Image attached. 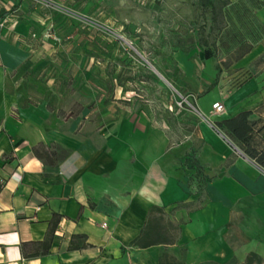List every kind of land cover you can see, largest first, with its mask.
Segmentation results:
<instances>
[{"label": "crops", "instance_id": "obj_1", "mask_svg": "<svg viewBox=\"0 0 264 264\" xmlns=\"http://www.w3.org/2000/svg\"><path fill=\"white\" fill-rule=\"evenodd\" d=\"M228 6L224 28L240 37L217 46L246 48L226 69L214 54L197 71L179 48L143 56L152 70L124 55L85 69L99 33L66 15L75 8L0 0V264H264V0ZM245 111L252 157L215 126ZM157 213L174 240L131 246ZM53 215L48 253L24 258L21 244L42 242Z\"/></svg>", "mask_w": 264, "mask_h": 264}, {"label": "rangeland", "instance_id": "obj_2", "mask_svg": "<svg viewBox=\"0 0 264 264\" xmlns=\"http://www.w3.org/2000/svg\"><path fill=\"white\" fill-rule=\"evenodd\" d=\"M35 1L52 6L61 13L65 12L62 7L75 8L73 12H76H65L66 15L84 28H90L99 33L98 41L94 38L95 36H92L84 46V53L88 58L84 62L85 69L91 68L90 59L92 56H105L104 60L106 61V56L113 55L118 61V55H124L131 62L139 61L152 70L150 65L142 59L143 56L149 59L153 56L161 58L169 55L176 48L181 50V54L189 56V60L193 61L197 71L204 69L203 52L206 50L215 54V63H217L215 68L220 69L218 65H221L222 69H226L246 48L243 45L229 55L222 56V48L217 46L219 39L229 31L224 28L225 23L227 24L229 21L227 18L228 9L230 12H234V15L235 10H232L233 6L227 7V5L235 0H213L212 9L201 7V0ZM91 30H85L86 34L92 35ZM234 33L236 32L234 31ZM234 37L240 36L236 34ZM100 59V65H102L103 58ZM222 59L223 61H220ZM67 64L70 66L69 63ZM189 67L191 68V64ZM209 69L210 67L207 65V70ZM165 85L172 93L173 101L178 102V106L194 109L193 100L185 96L187 92L184 86L171 87L166 82ZM214 95L213 91H208L199 96V101L205 104ZM158 214L159 216H157ZM157 215L154 216L156 220L152 225L148 239L154 242H172L176 236V227L162 214L157 213ZM164 261L169 264L178 263L169 254Z\"/></svg>", "mask_w": 264, "mask_h": 264}, {"label": "trees", "instance_id": "obj_3", "mask_svg": "<svg viewBox=\"0 0 264 264\" xmlns=\"http://www.w3.org/2000/svg\"><path fill=\"white\" fill-rule=\"evenodd\" d=\"M201 7H203L204 9L206 7L212 9L213 0H201ZM231 31L233 32L230 33ZM234 31H235L234 29H229V31L226 33V35L223 36V38H225L230 43L235 41L236 38L234 36L238 33L237 31H235L236 33H234ZM224 45H225L224 47L227 48V45L226 44ZM203 56L205 59H210L214 56V53L210 50H206L203 52ZM249 116L250 113L248 111L241 112L234 117L215 122V126L221 132H223L225 136H227L233 143L239 146L245 154L252 157L251 151L248 148L247 149L244 148V146L249 145L251 132H252V128H251L252 125L251 122L249 121ZM44 151H45V147L43 145H38L33 148L34 154L41 159L44 156L43 154ZM154 211L160 212L157 209H151V213ZM57 218L58 217L56 215H53V218L50 222L51 226L49 227L47 234L42 242L21 244L20 250L24 258L26 259L36 258L37 256L45 255L48 253L49 245L51 242V236L53 234L55 225L57 224L56 222ZM149 230L150 229L148 228L143 229L141 234H139V236H137L133 241H131L130 245L138 248H146L152 245L154 241L148 239L150 234ZM161 264H169V263L161 261ZM177 264H182V263H177Z\"/></svg>", "mask_w": 264, "mask_h": 264}, {"label": "built area", "instance_id": "obj_4", "mask_svg": "<svg viewBox=\"0 0 264 264\" xmlns=\"http://www.w3.org/2000/svg\"><path fill=\"white\" fill-rule=\"evenodd\" d=\"M211 109H212V113L214 115L222 116V115H225V113H226L224 106L222 104H220L219 102L213 103L211 106Z\"/></svg>", "mask_w": 264, "mask_h": 264}]
</instances>
